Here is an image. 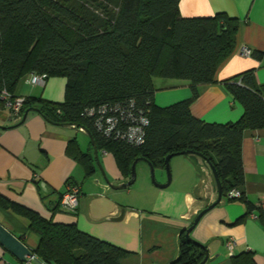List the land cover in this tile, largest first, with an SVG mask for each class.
I'll return each instance as SVG.
<instances>
[{
  "label": "trees",
  "instance_id": "obj_1",
  "mask_svg": "<svg viewBox=\"0 0 264 264\" xmlns=\"http://www.w3.org/2000/svg\"><path fill=\"white\" fill-rule=\"evenodd\" d=\"M178 4L179 0H0V92L15 96L19 79L29 71L65 77L63 101L38 99L39 112L53 123L89 129L97 149L113 155L124 177L129 178L138 157L164 168L167 154L190 149L213 165L222 197L243 200L250 208L242 190L241 141L246 129L264 128V86L255 83L252 71H245L224 81L243 107L238 120L216 123L194 117L190 104L199 86L214 81L217 67L233 51L238 22L224 12L183 17ZM157 77L188 80L191 96L156 105ZM29 103L25 98L22 110ZM102 106L106 115L118 120L111 136L95 125ZM90 109L93 115H88ZM128 115L147 119L140 145L117 136L131 123ZM69 149L85 174H92V156L81 152L75 140ZM232 189L241 195L228 196ZM14 209L38 234L32 252L44 264H123L128 254L75 224L55 222L24 207ZM260 218L264 220V213ZM204 255L205 248L186 239L184 230L178 256L170 264H198ZM231 262L255 264L250 253L232 255Z\"/></svg>",
  "mask_w": 264,
  "mask_h": 264
},
{
  "label": "crops",
  "instance_id": "obj_2",
  "mask_svg": "<svg viewBox=\"0 0 264 264\" xmlns=\"http://www.w3.org/2000/svg\"><path fill=\"white\" fill-rule=\"evenodd\" d=\"M183 17H207L224 12L238 22L233 51L217 67L214 81L199 86L190 104L191 114L206 122H234L243 107L234 99L224 81L252 71L255 83L264 86V0H179ZM245 46L252 53H240ZM24 74L15 95L30 99L27 107H38V99L62 102L66 78L50 76L43 86L31 84ZM154 103L160 107L191 96L186 79L154 78ZM24 110L12 116L0 98V223L33 250L39 236L29 228L28 218L14 207L30 209L58 223L75 224L78 229L128 252L123 264H170L178 256L179 235L196 214L217 196L207 163L195 154L171 157L172 179L158 187L159 199L138 200L131 185L113 189L104 181L90 139L80 130L47 120L39 111ZM83 136V137H81ZM75 140L81 152L92 156L94 170L86 175L71 155ZM97 160L113 184L126 181L110 152L97 151ZM246 201L221 197L191 231V237L206 245L205 264H232L231 256L250 253L255 264H264V128L246 129L241 141ZM146 164V163H145ZM145 184L146 171L138 167ZM158 183L166 182L164 168L154 167ZM52 193L40 194L39 183ZM73 184L78 204L73 212L60 206V197ZM55 208V210H53ZM123 216L117 218L121 210ZM242 217V218H241ZM241 218L239 222L237 219ZM228 242H232L229 249ZM0 264H23L0 244Z\"/></svg>",
  "mask_w": 264,
  "mask_h": 264
},
{
  "label": "water",
  "instance_id": "obj_3",
  "mask_svg": "<svg viewBox=\"0 0 264 264\" xmlns=\"http://www.w3.org/2000/svg\"><path fill=\"white\" fill-rule=\"evenodd\" d=\"M29 111H39V109L37 107H27L25 110H24V113L22 115V118H21V122L25 119L27 113ZM59 125L63 126V127H73L75 129H78L80 130L81 132H83L89 139H90V142H91V145L93 147V150H94V153H95V158H96V161H97V165L100 167L102 173H103V177H104V181L107 183V185L113 189H122V188H126L128 186H130L134 181H135V178H136V164L139 162V161H144L145 163L148 164L149 166V169H150V174H151V179L153 181V183L157 186V187H167L171 181V171H170V159L172 156L174 155H177V154H195L201 158H203L205 160V162L207 163V165L209 166L211 172H212V175H213V178H214V181H215V185H216V192H217V196H216V199L210 203L209 205H207L206 207H204L203 209H201L197 214L196 216L194 217L192 223L190 224L189 227H187L185 229V237L186 239L190 240L191 242L199 245V246H202L205 248V255L203 257V259L198 263V264H205V262L207 261L208 259V251H207V247L206 245L194 240L190 233L191 231L193 230V228L195 227V225L197 224V222L199 221V219L209 210L211 209L212 207H214L221 199L222 197V191H221V184H220V181L218 179V176H217V173L215 171V168L213 167V165L209 162L208 159H206L203 155L201 154H198V153H195L193 152L192 150L190 149H187V150H182V151H179V152H175V153H169L167 154L165 157H164V170L166 171V175H167V179H166V182L163 183V184H158L156 181H155V178H154V165L152 164V162L150 160H148L147 158H144V157H138L136 159L133 160L132 164H131V171H130V176L129 178L122 182V183H118V184H113L109 181V179L106 177V175L104 174L102 168H101V165L99 163V161L97 160V147H96V144H95V140L93 138V135L92 133L90 132L89 129H87L86 127L84 126H80L78 125L77 123H70V122H62V123H58ZM39 188H40V194L42 197H45L47 196L48 194L52 193L51 191H49L45 185V183L43 182H40L39 183ZM123 209L121 210L120 214L118 215V219L121 218L123 216ZM0 244L5 248L7 249L11 254H13L17 259H19L20 261L22 262H25L27 261V256H31L33 255V252L31 249H29L24 243L23 241L15 236L13 233H11L7 228H5L1 223H0Z\"/></svg>",
  "mask_w": 264,
  "mask_h": 264
},
{
  "label": "built area",
  "instance_id": "obj_4",
  "mask_svg": "<svg viewBox=\"0 0 264 264\" xmlns=\"http://www.w3.org/2000/svg\"><path fill=\"white\" fill-rule=\"evenodd\" d=\"M240 53L244 56H248L252 53L251 49L243 46ZM47 77L45 74H39L31 71L28 77V81L31 84H36L43 86ZM0 98L3 100L4 104L9 108L10 114L12 116H18L22 111L23 105L25 103V97L20 95L12 96L5 90L0 92ZM88 115H93L95 111L93 109L87 110ZM99 115L95 121V125L99 131H101L106 136H111L113 131L117 127V118L114 115H106V107L102 106L98 109ZM132 120L126 124V129L124 133H117V136H121L128 143L132 145H140L144 141V126L147 124L146 117L140 115L134 117L133 115H128V120ZM241 195L240 191L237 189H232L229 191L228 196L239 197ZM78 204V189L73 184H67L66 190L60 197V206L63 210L73 212L75 211ZM228 247L231 249L232 242H228ZM23 264H44L39 261L35 254L27 256V261Z\"/></svg>",
  "mask_w": 264,
  "mask_h": 264
},
{
  "label": "rangeland",
  "instance_id": "obj_5",
  "mask_svg": "<svg viewBox=\"0 0 264 264\" xmlns=\"http://www.w3.org/2000/svg\"><path fill=\"white\" fill-rule=\"evenodd\" d=\"M140 166L144 167L146 171V178H145L146 182L145 184L144 182H142V180L139 177L138 169H136V178H135V181L131 184V187H133L132 188L133 193L137 195L136 197L138 198V200H143L145 198L152 199V200L159 199L160 195L158 196L157 191H160V190H158V187L153 183L151 179V174H150V169H149L148 164L147 163L145 164L144 161H139L138 167ZM170 171H171V179H172L171 165H170ZM164 172H165V176L167 179L166 171L164 170ZM154 178H155V181L158 183L156 179V175H155V169H154Z\"/></svg>",
  "mask_w": 264,
  "mask_h": 264
}]
</instances>
